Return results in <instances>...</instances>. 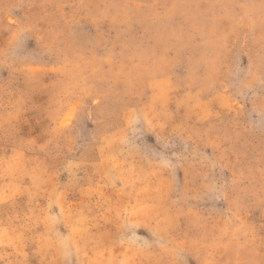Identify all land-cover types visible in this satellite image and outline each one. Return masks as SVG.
Listing matches in <instances>:
<instances>
[{"label":"rangeland","instance_id":"374dc122","mask_svg":"<svg viewBox=\"0 0 264 264\" xmlns=\"http://www.w3.org/2000/svg\"><path fill=\"white\" fill-rule=\"evenodd\" d=\"M0 264H264V0H0Z\"/></svg>","mask_w":264,"mask_h":264}]
</instances>
